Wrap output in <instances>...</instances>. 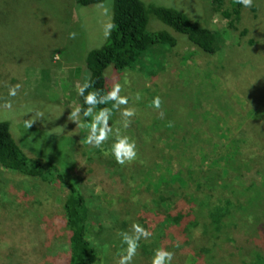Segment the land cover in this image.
Segmentation results:
<instances>
[{
    "label": "rangeland",
    "instance_id": "obj_1",
    "mask_svg": "<svg viewBox=\"0 0 264 264\" xmlns=\"http://www.w3.org/2000/svg\"><path fill=\"white\" fill-rule=\"evenodd\" d=\"M143 1L176 8L219 31L218 51L202 52L151 16L149 31H168L177 45L154 44L130 69L108 67L110 91L119 85L128 102L117 107L109 100L107 118L93 109L91 120L84 121L80 113L75 120L70 113L80 108L78 89L90 76L88 53L108 41L113 0L91 6H76V0H0V121L10 123L26 153L56 159L70 180L86 184L97 221L91 238L101 264H120L127 257L122 232L140 235L127 264H152L157 249L173 254L171 264H195L192 247L173 233L174 225L164 223L170 204L157 211L155 194L164 183L176 190L179 205L189 204L190 193L201 201L210 196L216 204L235 194L237 219L230 230L264 257V0H253L256 12L246 8L240 20L231 0L219 12L209 0ZM125 110L134 114L126 117ZM96 117L97 133L109 136L100 147L88 143ZM118 136L136 145V157L124 164L112 154ZM97 160L114 161L123 178L84 175ZM211 174L218 178L213 193L203 181ZM66 195L61 185L0 165V251L18 248L24 264L66 261ZM99 223L105 227L100 236ZM133 225L149 235L136 233ZM220 244L217 263L244 264L238 250ZM37 246L41 253L34 252Z\"/></svg>",
    "mask_w": 264,
    "mask_h": 264
},
{
    "label": "trees",
    "instance_id": "obj_2",
    "mask_svg": "<svg viewBox=\"0 0 264 264\" xmlns=\"http://www.w3.org/2000/svg\"><path fill=\"white\" fill-rule=\"evenodd\" d=\"M209 1L219 12L223 10L226 0ZM103 2L104 0H76V6H91ZM250 8L256 12L255 6L252 5ZM244 9L246 8L237 3V0H231V10L236 20H240ZM151 16H155L177 33L185 35L192 45L202 52L208 55L217 53L219 41L223 38L222 34L205 26L199 19L176 8L152 2L147 3L143 0H113L112 26L108 41L103 47L91 50L86 58L90 76L87 81L84 78L81 87L85 83L90 84L91 87L85 90L83 96L79 94L80 114L84 121L91 120L90 116L85 117L84 115V112L90 107L92 110L96 109L100 112L104 109L108 110V101L96 105L85 103V97L89 92H97L98 99L111 92L109 81L106 78L108 67L113 66L118 71L130 69L154 44L170 47L177 45V39L168 31H149ZM0 165L6 170L37 178L49 185L58 184L66 188L64 212L69 232V256L66 261L56 264H101V251L91 238V228L97 224V221L90 207L86 191L88 188H86V184H83L84 182L82 183V180H76V178L74 181L70 180L56 159L26 153L14 138L10 123L7 121H0ZM85 170L89 173H84V175L91 174L92 179L103 180L101 178L103 176L123 178L117 164L112 160L94 161L87 165ZM217 179L212 174L203 177V181L206 180V186H209L211 193L216 192L214 189L218 187ZM203 181H201L202 184ZM164 184V187L155 194L157 211H160L163 204H170V209L164 216V223L174 225L173 233L178 236L182 235L187 245L192 247L195 264H219L216 261V254H218L217 247L221 245V242L238 250L244 264H264V257L260 252L252 249L249 240L243 235L236 237V233L230 230L231 225H236L235 220L237 219V213L234 212L238 207L236 198H233L235 194H230L232 197H225L223 200H219V204H216L208 200L210 196L201 201L199 197H192V193H190L186 196L189 199V204L179 205L176 200V190L170 184ZM222 186L230 189L226 183ZM119 217L120 215L113 217L115 223L118 221L115 225L117 227ZM143 218L147 221L150 217L146 213V217ZM153 225L155 224L149 222V226ZM96 227H100L97 232V235L100 236L105 227L100 223ZM163 227L165 226L160 224V229ZM119 234L121 233L119 232ZM122 234L124 233L122 232ZM120 236L123 237V235ZM242 237L244 239H241ZM40 243L43 241L41 240ZM33 250L36 253H41L43 248L37 246ZM144 253L148 254L145 248ZM19 254V249L14 246L1 250L0 264H24Z\"/></svg>",
    "mask_w": 264,
    "mask_h": 264
},
{
    "label": "clouds",
    "instance_id": "obj_3",
    "mask_svg": "<svg viewBox=\"0 0 264 264\" xmlns=\"http://www.w3.org/2000/svg\"><path fill=\"white\" fill-rule=\"evenodd\" d=\"M237 3L243 5L245 8H250L253 5V0H237ZM111 26L109 25V28ZM19 86H14L10 88L9 95L15 96L16 90ZM91 87L90 84L85 83V85L78 89V93L80 95H84V92L87 88ZM120 93V86L117 85L111 92L107 94V96L98 99L97 92H89L88 95L85 97V103L88 105H96L97 103H106L109 100L116 101V106L118 107L120 104H126L127 98L121 97ZM154 104L157 108L160 106V101L157 98L154 101ZM81 109L76 108L70 113V116L75 120L78 118V114L80 113ZM134 114L132 110H125L123 115L126 117H130ZM85 117L92 115V108H88L84 112ZM100 115H103L105 118L109 115L107 109H104ZM98 117L93 119L92 125L89 129V137L88 143L94 145L95 147H100L105 140L109 138L108 133L105 132L103 134L97 133V124L96 120ZM129 121L124 122V127H128ZM112 154L115 157L116 161L120 164H124L127 161H131L136 157V145L133 140H131L128 136H118L116 137L114 143L112 144ZM135 232L138 234H142L144 236L149 235V233L141 228L138 225H133ZM140 235H136L135 237L129 236L127 233L123 234V240L128 245V255L127 257H122L120 264H127V261L131 259L132 255L135 254L137 241L139 240ZM173 254L171 252L164 251L163 249H157L155 255L152 259V264H171Z\"/></svg>",
    "mask_w": 264,
    "mask_h": 264
}]
</instances>
